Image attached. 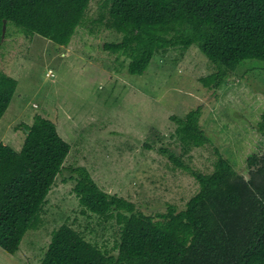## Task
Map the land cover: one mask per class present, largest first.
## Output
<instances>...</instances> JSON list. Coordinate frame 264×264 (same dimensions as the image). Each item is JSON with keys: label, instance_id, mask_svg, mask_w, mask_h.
<instances>
[{"label": "trees", "instance_id": "16d2710c", "mask_svg": "<svg viewBox=\"0 0 264 264\" xmlns=\"http://www.w3.org/2000/svg\"><path fill=\"white\" fill-rule=\"evenodd\" d=\"M89 1L0 0V52L10 23L27 36L39 34L68 46ZM102 8L93 22L122 36L103 48L129 59L127 70L133 76H143L157 55L195 45L214 64L216 71L201 81L215 90L244 62L264 64V0H103ZM17 87L15 78L6 79L0 121ZM201 116L198 107L174 118L184 147L212 143ZM255 130L264 137V112ZM24 132L18 152L0 140V248L9 255L19 250L71 151L55 123L42 115ZM164 153L201 184L184 210L169 207L167 213L145 215L133 202L103 191L86 168L71 167L83 214L114 221L119 240L111 248L100 246L65 223L41 264H264V157L249 159L250 165L258 163L246 179L218 151L210 176L194 171L174 152Z\"/></svg>", "mask_w": 264, "mask_h": 264}, {"label": "rangeland", "instance_id": "374dc122", "mask_svg": "<svg viewBox=\"0 0 264 264\" xmlns=\"http://www.w3.org/2000/svg\"><path fill=\"white\" fill-rule=\"evenodd\" d=\"M102 4L89 1L68 46L39 34L27 36L9 24L0 52V86L12 77L18 87L0 121V140L20 151L25 125L42 115L55 123L71 151L20 250L12 257L0 248V264H41L65 223L100 246L111 248L119 240L114 221L83 214L71 167L86 168L103 191L156 216L169 207L184 210L201 190L200 182L164 151L205 176L213 174L218 151L246 179L258 163L250 165L249 159L264 157V137L255 130L264 112V64L244 62L215 90L201 81L216 71L214 64L195 45L159 54L143 76H133L129 59L103 48L122 36L93 22ZM198 107L200 125L212 143L186 148L174 118Z\"/></svg>", "mask_w": 264, "mask_h": 264}, {"label": "crops", "instance_id": "0c3cea01", "mask_svg": "<svg viewBox=\"0 0 264 264\" xmlns=\"http://www.w3.org/2000/svg\"><path fill=\"white\" fill-rule=\"evenodd\" d=\"M4 86H5V84L4 85H2V86H0V92H3L4 91ZM38 216H39V213L37 214V216H36V218H35V220L33 221V223H32V225H31V227L30 228H33L34 227V225H35V222H36V220H37V218H38ZM20 250V249H19ZM18 250V251H19ZM17 251V252H18ZM17 254V253H16ZM16 254L15 255H11L12 257H14V256H16Z\"/></svg>", "mask_w": 264, "mask_h": 264}, {"label": "water", "instance_id": "95a60500", "mask_svg": "<svg viewBox=\"0 0 264 264\" xmlns=\"http://www.w3.org/2000/svg\"><path fill=\"white\" fill-rule=\"evenodd\" d=\"M6 23H7V22H6V21H4V26H3V35H5V33H6V27H7V26H6Z\"/></svg>", "mask_w": 264, "mask_h": 264}]
</instances>
